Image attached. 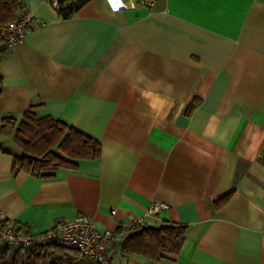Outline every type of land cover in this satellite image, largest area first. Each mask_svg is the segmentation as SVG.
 Here are the masks:
<instances>
[{"label": "crops", "instance_id": "obj_1", "mask_svg": "<svg viewBox=\"0 0 264 264\" xmlns=\"http://www.w3.org/2000/svg\"><path fill=\"white\" fill-rule=\"evenodd\" d=\"M68 1L83 2L64 19L23 0L34 20L0 54V127L33 107L101 153L41 178L15 166L17 124L0 133L2 216L39 237L79 214L112 230L163 201L144 225H185L179 253L125 256V234L114 264H264V0Z\"/></svg>", "mask_w": 264, "mask_h": 264}, {"label": "trees", "instance_id": "obj_2", "mask_svg": "<svg viewBox=\"0 0 264 264\" xmlns=\"http://www.w3.org/2000/svg\"><path fill=\"white\" fill-rule=\"evenodd\" d=\"M83 1L71 3L58 0L56 8L61 18H69ZM24 8L23 0H0V54L2 45L1 29L16 18ZM2 80L0 78V92ZM198 98H193L186 109L189 115ZM16 126L14 138L24 154L14 163L19 170L41 178H51L59 168H74L77 160L95 159L100 156L101 144L63 121L47 115L39 117L33 107L26 110L21 119L3 117L0 133H8ZM232 191L212 202L214 210L224 205ZM186 226L179 223H163L157 227L141 225L129 230L121 244L125 256L138 254L153 261H160L170 254L179 253L184 243ZM0 264H98L82 258L75 249L57 244H39L27 249L0 243Z\"/></svg>", "mask_w": 264, "mask_h": 264}, {"label": "built area", "instance_id": "obj_3", "mask_svg": "<svg viewBox=\"0 0 264 264\" xmlns=\"http://www.w3.org/2000/svg\"><path fill=\"white\" fill-rule=\"evenodd\" d=\"M44 1L51 4L55 9L59 7L58 0ZM107 1L114 12L134 9L137 5L152 8L155 4V0H120L119 5L113 7L112 0ZM33 20L34 16L23 8L16 18L2 27V45L5 50L23 41L31 29ZM166 207L165 202L154 201L147 208L145 215L120 222L117 228L112 230L97 229L93 220L83 214H79L74 218H60L51 230L39 237L30 235L17 223L7 221L0 213V243L22 249L52 243L75 249L80 257L94 260L98 264H114L110 250L115 242L129 230L144 225L147 215L157 214Z\"/></svg>", "mask_w": 264, "mask_h": 264}, {"label": "snow or ice", "instance_id": "obj_4", "mask_svg": "<svg viewBox=\"0 0 264 264\" xmlns=\"http://www.w3.org/2000/svg\"><path fill=\"white\" fill-rule=\"evenodd\" d=\"M113 7H117L120 3V0H112Z\"/></svg>", "mask_w": 264, "mask_h": 264}]
</instances>
